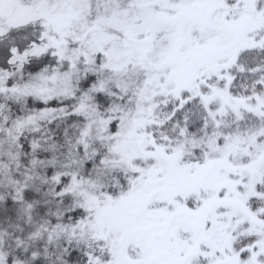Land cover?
Masks as SVG:
<instances>
[{"label": "snow or ice", "instance_id": "obj_1", "mask_svg": "<svg viewBox=\"0 0 264 264\" xmlns=\"http://www.w3.org/2000/svg\"><path fill=\"white\" fill-rule=\"evenodd\" d=\"M0 264H264V0H0Z\"/></svg>", "mask_w": 264, "mask_h": 264}]
</instances>
